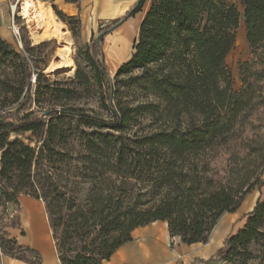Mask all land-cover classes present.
<instances>
[{"label": "trees", "instance_id": "16d2710c", "mask_svg": "<svg viewBox=\"0 0 264 264\" xmlns=\"http://www.w3.org/2000/svg\"><path fill=\"white\" fill-rule=\"evenodd\" d=\"M41 1L77 44L79 16ZM147 4L133 52L115 73L147 100L127 103L112 85L103 40ZM241 5L243 11L228 0H138L111 20L83 50L93 77L77 72L81 84L100 90L110 119L57 106L75 100L77 89L57 87L32 63V47L25 53L0 35V258L43 264L10 232L25 235L20 194L44 201L62 264H103L135 229L156 221L184 244L207 243L220 218L264 186V0ZM242 23L251 53L239 62L236 90L227 58ZM44 97L54 104L42 106ZM141 119L156 126L133 130ZM209 260L264 264V198Z\"/></svg>", "mask_w": 264, "mask_h": 264}, {"label": "rangeland", "instance_id": "374dc122", "mask_svg": "<svg viewBox=\"0 0 264 264\" xmlns=\"http://www.w3.org/2000/svg\"><path fill=\"white\" fill-rule=\"evenodd\" d=\"M235 3L240 11H243L241 0H228ZM29 3L31 12L28 16L24 14L23 3ZM7 15L10 18V23L7 27V34L9 41L13 43L19 50L24 51L25 45H29L33 48V51L27 53L34 66L45 68L44 73L46 76L51 77L52 81H57V87L73 88L77 89L78 95L75 100L60 99L57 106L65 107H82L89 113L96 115L100 118L110 119V114L104 104L102 103V94L96 86H86L81 84L77 78V72L93 77L92 67L86 62L83 56V50L89 48L93 44V41L99 36V32L109 25L111 19H99L97 20L96 28L93 30L94 18H84V34L87 37L91 35L92 38L88 42H84L85 35L79 37L76 44L75 38L70 31L68 25L63 23L54 12L53 8L48 2L41 0H6ZM148 4L144 6L143 10L130 18L124 25L123 31H116L106 35L103 40V55L106 66L110 69V78L112 85L115 89L121 91V97L124 102L132 103L140 100H147L146 94L141 91H137L129 83H126L127 76L122 75L118 78L115 73L118 67L126 62L132 52L133 46L138 38L139 25L145 12L148 8ZM40 12V14H39ZM32 13V14H31ZM36 14V17L33 15ZM15 32L17 34H15ZM116 33V34H115ZM237 40L234 49L230 52L227 63L231 73L233 87L237 90L241 85L238 78V66L239 62L249 58L251 50L249 48L246 38V27L244 23L237 30ZM71 48V64L72 68H64L65 62L64 56L68 47ZM65 54V55H64ZM121 63V64H119ZM104 92L108 94V90L105 87ZM53 99L51 97H44L42 106L49 107L53 105ZM156 126V123L152 120H140L133 126V130L139 133L149 127ZM30 134L23 136L25 142H28ZM33 146L37 145V141L33 139ZM76 151L81 150L78 143H73ZM219 162V166H221ZM264 198V186L261 188L253 189L244 199L241 206L235 211L237 212L235 217L229 214H224L218 221L216 227H220V223L226 226L224 230L221 228L214 234L212 231L207 243H201L195 246H186L180 242L178 238H172L169 235L167 225L162 222L151 223L147 229L154 233V237L161 240L163 247L170 254L171 257L162 262V264H170L171 262L179 264H198L195 262V258H206L204 263L199 264H225L219 260L210 261L209 256L213 254L223 245L226 235L231 231H237L240 229L245 221L246 215L252 211L258 198ZM9 216L12 213V207L10 205ZM25 220V219H24ZM26 221V220H25ZM219 225V226H218ZM141 232H144L142 230ZM162 247V248H163ZM163 248V249H164ZM125 260V261H124ZM139 262L146 263V257L143 252L135 251L130 243L123 246V250H117L110 260L109 264H121L122 262ZM150 261V260H149ZM106 262V263H107Z\"/></svg>", "mask_w": 264, "mask_h": 264}, {"label": "crops", "instance_id": "0c3cea01", "mask_svg": "<svg viewBox=\"0 0 264 264\" xmlns=\"http://www.w3.org/2000/svg\"><path fill=\"white\" fill-rule=\"evenodd\" d=\"M137 1L138 0H78V3H72V2H67L66 0H55V3L66 14L79 16L81 21L80 37L83 40L82 36L85 35V40L83 41L86 43L92 38V31H91V35L88 37L86 33L84 34V18L95 19L93 22L94 27L92 28L94 30L97 25V20L99 19L113 20L116 18H120L123 15H125L126 12ZM9 23H10V18L7 15L6 0H0V35H2L4 38L8 40L9 38L7 34V27ZM125 24L126 23H124V25ZM124 25H122L116 31V33L118 31H123ZM18 200L21 208L20 209L21 211L19 212L20 221L24 229L25 235H22L19 229H10L12 235L18 240L20 244L30 246L33 249L37 250L42 256L43 264H62L56 249L53 232L50 226L49 217L44 201L41 199H36L28 194H20ZM11 207L13 210L12 213L15 212L14 207L12 205ZM236 213L237 212L226 213V214L235 217ZM223 221L220 223V227H216V229L213 232L214 234L220 228L221 230H224L226 226L223 224ZM156 222L165 223L168 228L167 222L164 221H156ZM150 224L135 229L132 233L133 240L128 242L135 249V251H140L144 253L147 262L139 263L134 261L131 263L122 262L121 264H162L163 261L171 257L170 254L163 247L164 245L162 244L161 240H159V238L154 237V233L151 230L147 229V227ZM142 230H144V232H141ZM198 244L201 243L192 244V245L184 244V245L189 247ZM123 246H121L119 249L123 250ZM210 257L211 255L209 256V258ZM204 259L207 260L206 258H200V257L195 258V260H200L199 263H204L205 261ZM106 262L107 261H105L103 264H109V262L107 263ZM0 264H31V263H27L9 256H2L0 258ZM170 264H179V263L171 262Z\"/></svg>", "mask_w": 264, "mask_h": 264}, {"label": "bare ground", "instance_id": "6f19581e", "mask_svg": "<svg viewBox=\"0 0 264 264\" xmlns=\"http://www.w3.org/2000/svg\"><path fill=\"white\" fill-rule=\"evenodd\" d=\"M23 11H24V14L26 15V16H28L29 14H30V12H31V8H30V6H29V3L27 4V2H24L23 3ZM32 14V13H31ZM39 14H40V12H39ZM33 17H36V14H34L33 15ZM237 40H239V37H238V39ZM237 40H236V42H237ZM68 48V50H66V52H64V53H66V55L64 56V58H65V62L63 63V65L62 66H64V68H72V64H71V58H70V56H71V48H69V46L67 47Z\"/></svg>", "mask_w": 264, "mask_h": 264}, {"label": "built area", "instance_id": "2783aa9c", "mask_svg": "<svg viewBox=\"0 0 264 264\" xmlns=\"http://www.w3.org/2000/svg\"><path fill=\"white\" fill-rule=\"evenodd\" d=\"M15 34H17V33L15 32Z\"/></svg>", "mask_w": 264, "mask_h": 264}]
</instances>
